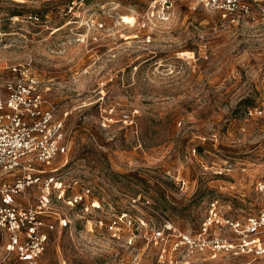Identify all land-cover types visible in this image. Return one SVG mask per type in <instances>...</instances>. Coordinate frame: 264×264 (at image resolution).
Masks as SVG:
<instances>
[{
    "label": "rangeland",
    "instance_id": "obj_1",
    "mask_svg": "<svg viewBox=\"0 0 264 264\" xmlns=\"http://www.w3.org/2000/svg\"><path fill=\"white\" fill-rule=\"evenodd\" d=\"M24 63L65 124L67 164L48 168L97 203L63 207L71 225L38 264H264L209 249L232 238L219 223L199 236L211 204L260 208L264 4L226 19L188 0H0V71ZM6 241L0 264H22Z\"/></svg>",
    "mask_w": 264,
    "mask_h": 264
},
{
    "label": "built area",
    "instance_id": "obj_2",
    "mask_svg": "<svg viewBox=\"0 0 264 264\" xmlns=\"http://www.w3.org/2000/svg\"><path fill=\"white\" fill-rule=\"evenodd\" d=\"M188 1L226 19L248 17L254 7L264 4V0ZM4 70L0 71V233L7 240V257L13 254L19 263L38 264L52 239L71 225L63 207L91 212L97 203L89 186L66 196L69 186L57 174L67 164L69 150L64 120L57 104L47 98L48 89L34 76L31 63ZM57 158H63V165L48 168ZM254 190L260 208L243 219H222L211 204L199 236L205 235L211 224L219 223L232 238H203L209 249H234L239 254L264 258V176L256 181ZM116 225L112 221L108 227L113 234ZM181 238L188 245L196 242L189 235Z\"/></svg>",
    "mask_w": 264,
    "mask_h": 264
}]
</instances>
